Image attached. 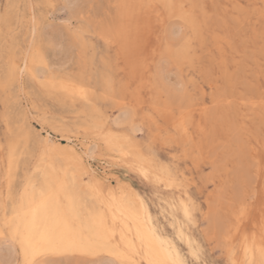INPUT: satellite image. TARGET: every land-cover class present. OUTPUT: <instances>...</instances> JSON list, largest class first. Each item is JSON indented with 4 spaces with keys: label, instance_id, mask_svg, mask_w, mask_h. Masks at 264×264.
<instances>
[{
    "label": "snow or ice",
    "instance_id": "obj_1",
    "mask_svg": "<svg viewBox=\"0 0 264 264\" xmlns=\"http://www.w3.org/2000/svg\"><path fill=\"white\" fill-rule=\"evenodd\" d=\"M164 7L176 14L184 6ZM92 8L74 0L62 4L29 0L24 5L10 2L0 9L5 37L0 64V221L13 241L5 264H18L16 244L23 251V264H63L51 257L66 253L97 257L89 264H264V197L257 212L255 193L229 201L234 210L210 241L194 236L197 231L208 232L211 198L225 199L215 175L222 161L214 157L204 161L211 169L205 182L214 185L208 193L209 212H204L193 199L192 178L181 169V161L200 156L198 142L177 133L165 135L160 142L170 149V159H160L151 142L156 125L150 108L139 109L134 100L130 104L128 93L135 95L134 82L113 75L116 69L124 70L119 58L124 33L114 24L111 11L101 14ZM229 8L233 20L245 30L244 45L252 60L258 47L264 89V0L259 5L238 3ZM180 14L184 24L176 26L174 38L184 37L185 25L197 38L203 22L190 13ZM194 48L189 37L182 50L186 76L179 71L153 73L154 96L161 91L158 84L162 81L164 93L183 108L188 80L195 75ZM113 50L116 55L111 54ZM70 65H75L82 78L69 72ZM221 71L227 79L231 70ZM59 94L87 105L88 115L82 124L57 116L37 99ZM261 99L264 102V93ZM193 100L214 106L216 87L211 93L197 92ZM186 123L181 121L177 128L186 130ZM233 134L246 147H254L239 127ZM74 137L94 141L90 157L104 148L121 159L131 156L136 144L142 143V153L121 162L152 185V200L139 194L130 199L120 185L106 195L99 185L89 183L88 198L102 205L101 210H94L87 199L55 175L56 169L49 163L67 152L60 141L71 142ZM258 163L264 175V157ZM156 201L159 207L153 216L150 209ZM103 208L110 210V217ZM198 211L204 217L203 229ZM210 251H218L226 259H210Z\"/></svg>",
    "mask_w": 264,
    "mask_h": 264
},
{
    "label": "rangeland",
    "instance_id": "obj_2",
    "mask_svg": "<svg viewBox=\"0 0 264 264\" xmlns=\"http://www.w3.org/2000/svg\"><path fill=\"white\" fill-rule=\"evenodd\" d=\"M76 1L92 5L91 10L101 14L111 11L114 24L123 31L124 40L119 45V58L124 70L116 69L113 75L114 78L127 77L134 82L135 95L128 93L130 104L134 100L139 109L150 108L153 114L151 121L156 125L155 132L151 135V142L158 149L160 159L165 162L170 159V149L160 142L165 135L177 133L181 137H192L198 142L200 156L194 154L192 158L181 161V169L185 175L192 178L193 199L196 200L198 209L204 212H209L208 193L214 187L205 182V177L211 169L204 161L209 157L222 161L215 175L225 199L218 200L215 196L211 198L213 206L209 213L211 221L208 232L197 231L194 236H204L209 241L215 237L218 227L223 225L234 210L235 205L229 203L230 200L255 193L258 212L261 198L264 197V175L261 174L258 163L264 157V133H262L264 103L261 99L264 89L261 87L258 47L256 59L252 60L244 45L245 30L233 20L229 6L238 3L259 5L262 0H180L182 3L179 0H172L175 5H185L182 10L178 9L176 14H172L170 9L166 10L165 4L158 0ZM10 2L24 5L29 0H0V9ZM37 2L47 3L52 0H37ZM63 2L64 0H55L57 4ZM144 5H150V7H144ZM188 11L203 22L202 31L196 38L185 25L184 37L176 39L174 38L176 26L184 24L180 13H189ZM24 35H27L26 27ZM189 37L192 44L196 45L194 51L196 50L197 63L192 69L195 75L188 80L187 102L181 108L178 102L164 93L166 89L162 81L158 84L161 91L154 96L155 88L151 81L153 73L158 70L164 74L179 71L187 75L182 65V50ZM4 40L3 29L0 27V64L3 62ZM111 54L116 55L115 50ZM161 61H167V64H162ZM223 68L231 70L227 79L221 71ZM103 70L101 68V71ZM69 72L77 78H82L75 65L69 66ZM213 86L217 89L218 100L214 106L208 107L194 102L193 98L197 92L211 93ZM37 99L42 106L50 107L57 116L63 117L74 125L77 122L82 124L87 118V105L78 98L69 99L59 94L55 97L41 96ZM181 121L187 122L186 131L177 128ZM238 127L242 135L250 136L254 147H246L243 141L233 134L234 129ZM72 141L73 144L75 143V148L83 155L86 168L89 167L86 169V179L95 180L101 177L100 184L105 194L110 188L117 189L119 181H126L130 186L137 188L138 191L133 187L139 194L148 196L149 200H152V185L144 181L135 170L122 163L120 159H116L115 153L101 148L95 152L93 159L88 160L85 155L86 148L90 147L94 141L88 139L85 142L84 137H74ZM139 146L143 151L144 145L139 143ZM122 159L131 160L132 157ZM158 207L159 201L152 204L150 211L153 216L157 214ZM196 215L199 217L198 224L203 229L204 217L200 216L199 211ZM0 225L2 230L0 247H3L5 244H10L12 240L10 233L3 230L6 226L1 222ZM84 255L73 254L51 258L56 261L62 259L63 264H89L90 261L97 259V257ZM209 258L220 261L225 260L226 256H221L218 251H210ZM238 258L242 259L241 256Z\"/></svg>",
    "mask_w": 264,
    "mask_h": 264
},
{
    "label": "bare ground",
    "instance_id": "obj_3",
    "mask_svg": "<svg viewBox=\"0 0 264 264\" xmlns=\"http://www.w3.org/2000/svg\"><path fill=\"white\" fill-rule=\"evenodd\" d=\"M76 1V0H75ZM121 1V0H120ZM139 1V0H138ZM145 1V0H144ZM153 1V0H152ZM157 1V0H156ZM161 1L162 3H164L165 5L168 4H172V0H158ZM180 1V0H179ZM183 1V0H182ZM43 2V1H42ZM77 2V1H76ZM80 2V1H78ZM148 2V1H147ZM181 2V1H180ZM186 2V1H184ZM132 3V2H131ZM139 3V2H138ZM182 3V2H181ZM188 3V2H187ZM149 4V3H148ZM174 4V3H173ZM177 4V3H176ZM213 4V3H212ZM185 6V5H184ZM121 9V8H120ZM165 9L167 10L168 8L165 7ZM169 10V9H168ZM178 10V9H177ZM222 10V9H221ZM127 11V10H126ZM164 11V10H163ZM117 12V11H116ZM170 12V11H169ZM187 12V11H186ZM189 13H191L190 11H188ZM119 14V13H118ZM131 14V13H130ZM178 14V13H177ZM121 15V14H120ZM171 15V14H170ZM180 15V14H179ZM177 17V15H176ZM125 18V17H124ZM178 18V17H177ZM126 19V18H125ZM122 24V23H121ZM219 25V24H218ZM175 30V29H173ZM190 33V32H189ZM229 49V48H228ZM210 74V73H209ZM237 77V76H236ZM71 97H69L70 99ZM170 98V96H169ZM151 100V99H150ZM152 101V100H151ZM218 101V100H217ZM220 101V100H219ZM264 103V102H263ZM175 105V104H174ZM166 106V105H165ZM86 107V106H85ZM164 109V108H163ZM168 110V109H167ZM165 111V110H164ZM172 111V110H171ZM233 112V111H232ZM168 113V111H167ZM185 113V112H184ZM169 114V113H168ZM190 114V113H189ZM166 116L167 115H164ZM259 116V115H258ZM180 117V116H179ZM260 117V116H259ZM166 119V118H164ZM171 119V118H167L166 120ZM182 119V118H181ZM155 120V119H154ZM172 121V120H171ZM234 121V120H233ZM261 121V120H260ZM157 122V121H155ZM246 124V123H245ZM262 124V122L260 123ZM264 124V123H263ZM172 125V124H171ZM165 126V125H164ZM161 127V126H160ZM158 128V127H157ZM180 130V129H179ZM247 130V128H246ZM182 131V130H181ZM186 131V130H185ZM189 131V130H188ZM192 138V137H191ZM75 142V141H74ZM242 143V141H240ZM61 144L65 145L67 148V152L65 153V155L61 158H59L57 161L52 160L49 163L52 165V167H54L56 169V173L55 175H58L60 177V179L64 180L67 182V184L69 185V187L78 195L84 197L85 199H87V203L91 206H93L94 210H101L102 209V205L99 204L98 202L88 198V193H89V188L88 185L89 183H94L97 184L102 188V185L100 184V179H90L87 180L86 179V168L87 166H85V159L83 157V155H81L79 153V151L75 148L73 141L69 142L68 140H64L62 139L60 141ZM90 144V143H89ZM235 146V145H234ZM87 152H85L86 157L88 158V160L93 159V157L89 156V151H90V147L86 148ZM262 149V148H261ZM258 151V150H257ZM110 152V151H109ZM143 151L141 150L139 143L136 144V146L131 150V156L130 157H136L137 155H139L140 153H142ZM255 152V149H254ZM239 155V154H238ZM129 157V156H128ZM128 157H124V158H128ZM235 157V156H234ZM122 159V158H121ZM120 159V160H121ZM92 165V164H91ZM245 171V170H244ZM94 172V171H93ZM90 174V173H89ZM97 175V174H96ZM100 176V175H99ZM96 178V177H94ZM248 178V177H247ZM261 178V177H260ZM263 181V180H262ZM119 185L126 188V194L127 196L131 199L134 197V194H139L132 186H130L126 181H119ZM264 185V184H263ZM108 187V186H107ZM241 187V186H240ZM113 189H108V191L106 192V195L108 192H111ZM235 194V193H234ZM141 195V194H139ZM142 196V195H141ZM233 209V207H232ZM103 211L110 217L111 212L109 209L107 208H103ZM2 223V221H0ZM1 226V225H0ZM5 227V226H4ZM10 233V232H9ZM8 233V234H9ZM0 234L2 236V230L0 227ZM10 237L12 240V236L10 233ZM2 239V238H1ZM4 239V238H3ZM4 242V241H2ZM11 242V241H9ZM13 243V241L11 242ZM4 244H2L3 246ZM9 245V243H8ZM8 245L5 244V246L0 247V264H5V262L9 259V248ZM1 246V245H0ZM16 249H17V253H16V257L15 259L17 260L18 264H23L24 261V255H23V251L22 249H20L19 245L16 244L15 245ZM73 254H80L85 256L84 254L81 253H66V254H62V255H57V256H66V255H73ZM79 256V255H78ZM82 256V257H83ZM90 256V255H88ZM55 257V256H54ZM53 257V258H54ZM60 259V258H59ZM239 259V258H238ZM59 261V260H58ZM62 262V259H61Z\"/></svg>",
    "mask_w": 264,
    "mask_h": 264
},
{
    "label": "trees",
    "instance_id": "obj_4",
    "mask_svg": "<svg viewBox=\"0 0 264 264\" xmlns=\"http://www.w3.org/2000/svg\"><path fill=\"white\" fill-rule=\"evenodd\" d=\"M134 187V186H133ZM135 188V187H134ZM137 191H138V189L137 188H135Z\"/></svg>",
    "mask_w": 264,
    "mask_h": 264
}]
</instances>
